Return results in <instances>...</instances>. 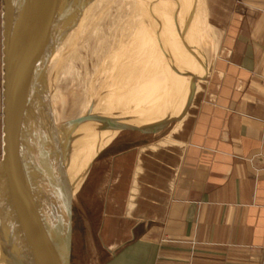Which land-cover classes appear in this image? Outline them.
<instances>
[{
  "label": "crops",
  "instance_id": "crops-1",
  "mask_svg": "<svg viewBox=\"0 0 264 264\" xmlns=\"http://www.w3.org/2000/svg\"><path fill=\"white\" fill-rule=\"evenodd\" d=\"M206 3L190 46L211 66L189 110L106 150L82 190L79 238L99 240L100 264H264V0Z\"/></svg>",
  "mask_w": 264,
  "mask_h": 264
},
{
  "label": "water",
  "instance_id": "water-1",
  "mask_svg": "<svg viewBox=\"0 0 264 264\" xmlns=\"http://www.w3.org/2000/svg\"><path fill=\"white\" fill-rule=\"evenodd\" d=\"M100 1L2 0L0 215L17 192L28 190L35 198L33 244L38 251L31 264H71L73 200L95 162L121 131L157 133L181 120L192 104L197 81L211 66L181 38L185 49L204 65L205 74L173 66L189 77L179 112L141 121L116 108L109 86L86 105L82 65L94 49V12ZM78 65L80 79L75 75ZM102 96L106 99L99 108ZM79 139L83 145L76 157L72 153Z\"/></svg>",
  "mask_w": 264,
  "mask_h": 264
},
{
  "label": "rangeland",
  "instance_id": "rangeland-1",
  "mask_svg": "<svg viewBox=\"0 0 264 264\" xmlns=\"http://www.w3.org/2000/svg\"><path fill=\"white\" fill-rule=\"evenodd\" d=\"M200 1L201 7L193 13L192 8L197 0H101L94 12L92 33L94 47L92 52L94 57H99L100 60L93 58L94 62L90 65L92 75L89 80L94 79L91 80L92 82L87 79L90 83L89 86L86 83L87 99L85 101L89 100L88 91L91 98L109 86L116 108L121 109L126 115H134L141 121H151L162 117L167 112L176 113L178 106L184 102L189 77L178 74L173 66L184 67L201 75L194 70L196 62L187 56L181 43V38L185 39L186 44L194 50L190 44H193L194 26L197 25L204 44L208 33L205 28L207 18L203 12L202 14L200 12L205 10L207 0ZM185 16L190 18L189 22ZM141 30L146 32V39H151L150 43L153 47L148 43L147 47L137 43ZM174 42L177 45L176 51L172 47ZM135 49L139 50L137 56L131 54V51ZM189 65L193 68L187 67ZM83 73L87 78L85 69ZM74 83H76L75 80ZM93 87L94 89L90 91ZM105 99L104 96L99 99V108L104 106ZM85 104L82 106L84 107ZM138 137V133L134 131H121L107 150L124 147L125 143L127 147L133 146ZM103 155L100 158L105 156ZM90 172L73 200V206L76 209L73 264L103 263L102 256L99 254L102 250L99 240L96 237L90 239L84 248L79 238L78 217L83 212L82 190ZM3 221L2 216L0 227ZM92 228V231H95L97 224L95 223Z\"/></svg>",
  "mask_w": 264,
  "mask_h": 264
},
{
  "label": "bare ground",
  "instance_id": "bare-ground-1",
  "mask_svg": "<svg viewBox=\"0 0 264 264\" xmlns=\"http://www.w3.org/2000/svg\"><path fill=\"white\" fill-rule=\"evenodd\" d=\"M95 32H96V30H95ZM139 36H140V38H139V41L137 42V43H139V45L147 47V43H148L151 47H153L150 43L151 39H149V38L146 39V32L145 31L141 30L139 32ZM179 41H180V39H179ZM172 47L176 51L177 45H175V42L172 43ZM97 52L98 51H96V53ZM131 52H132L131 53L132 55L137 56L139 53V50L135 49V50H132ZM89 57H90L88 59L89 61L87 62V60H86L85 64L82 65L83 69H85V71L88 74L87 78H84L83 81L85 82V80H86V83L88 86H89V83L92 82L91 80L94 79V78H92L91 80H89L91 78L90 75H92V70H91L92 67H90V65L93 64V62H94L93 58L96 60H98V58H99V57H94L93 52H92V57L91 56H89ZM99 60H100V58H99ZM94 68H96V67H94ZM77 69L78 70H76L75 75H77V77H76L77 79H80L81 76L83 75V74H80V69H81L80 65L77 66ZM87 79L90 82L87 81ZM94 85H95V83H94ZM72 89L73 88H71V90ZM93 89H94V87L90 91H92ZM71 90H70V92H71ZM64 92L66 94V91H64ZM90 95L91 94H89V91H88L89 100H88V102H86V105L90 101H92L93 96H95L96 94H94L91 98H90ZM66 96L68 97V99L71 98V96L69 94ZM79 100H81V98L78 99V101ZM73 105H75V104H73ZM91 138H92V136L89 135V139H87V140L90 142ZM87 140H84V141H86V143H87ZM81 141H83V140L79 139V142H78L79 145L76 147L75 150L73 149L72 154L74 155V153H75L76 157H79L78 154H79L81 147L83 145V143H80ZM74 146H75V144H74ZM75 168L73 166L71 171H73V169H75ZM73 174H75L74 171H73ZM17 195L18 196H16V197L11 196V198L8 199L7 204H4L6 207V209H4L5 212L0 215L1 217L2 216L4 217V221L0 227L1 228L0 229V264H31V259H33V257H35L34 256L35 250L38 251V249L33 244V224H34L33 216L35 214V208L33 207L32 201H35V198L32 195H30V192L28 190L23 191V192H17ZM42 244L43 243L41 242V247H42ZM41 252H42V250H41ZM36 256L38 257V253Z\"/></svg>",
  "mask_w": 264,
  "mask_h": 264
}]
</instances>
